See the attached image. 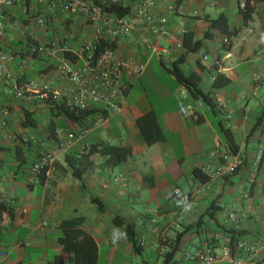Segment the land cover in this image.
Segmentation results:
<instances>
[{
    "label": "crops",
    "instance_id": "0c3cea01",
    "mask_svg": "<svg viewBox=\"0 0 264 264\" xmlns=\"http://www.w3.org/2000/svg\"><path fill=\"white\" fill-rule=\"evenodd\" d=\"M171 1H181L169 21V33L175 39L182 42L188 31L195 40L210 34L202 49L188 53L180 65L186 75H199L200 88L216 103L215 109L204 105L198 122L180 113V102L194 108L197 100L170 72L173 62L186 50L164 40L162 45L171 53L162 57L146 49V33L142 31L118 40V55L124 60L134 58L146 64V69L137 79L123 71L120 111L109 114L102 125L93 126L99 114L79 121L56 118L52 105L34 93L16 98L15 84L47 82L53 90L61 91L70 86L56 70L59 47L53 54L35 57L27 48L31 33L46 44L56 41L53 29L58 31L72 23L82 32L68 48H78L85 40H93L95 28L83 17L31 3L30 14L38 6L49 21L46 28L37 26L22 39L11 21L19 17L18 13L23 18L26 2L17 0L7 11L3 50L17 58L10 65L11 79L0 84V107L10 111L9 125L0 136V167L7 193L0 230V251L7 257H0V264H48L59 255L65 257V264H73L60 243L61 225L71 219H80L79 229L95 240L98 264H165L174 251L170 264H198L182 257L206 244L217 255L215 264H233L222 258L223 247L232 239L233 255L242 260L240 264H264V156L255 184L251 181L257 154L264 151V121L255 127L264 113V3L256 6L251 20L245 23L240 8L246 0ZM215 8L225 10L213 15L211 9ZM222 14L229 19L230 32L236 31L230 50L224 48L227 36L212 30L204 19ZM206 55L208 60L204 61ZM217 74L221 75L219 88L214 86ZM225 79L230 83L225 84ZM99 108L107 113L106 105ZM25 112L38 121L36 129L25 127ZM149 112L156 113L163 133L162 140L151 146L138 127V120ZM221 127L230 132L234 154L239 155L242 165L232 176L209 178L205 194L193 198L190 194L199 184L194 171L219 165L212 157L216 142L222 151H231ZM70 133L76 138L67 153L58 156L39 184L27 185V170L25 175L15 173L16 156L5 147L13 146L16 137V143L25 142V147L33 142L32 164L40 152L67 141ZM110 146L130 149L129 160L114 166L107 163V157L91 152ZM175 187L188 197L169 201L167 192ZM231 214L236 220L230 219ZM240 243L254 249L246 252L239 248Z\"/></svg>",
    "mask_w": 264,
    "mask_h": 264
},
{
    "label": "built area",
    "instance_id": "2783aa9c",
    "mask_svg": "<svg viewBox=\"0 0 264 264\" xmlns=\"http://www.w3.org/2000/svg\"><path fill=\"white\" fill-rule=\"evenodd\" d=\"M17 0H0V84H4L11 79L10 65L17 56L13 52L3 50V43L7 36L6 13L13 7ZM124 5L130 7V13L124 17L113 18L102 11L101 4ZM34 4H47L50 11L60 10L65 14L83 17L88 25L94 26L95 35L93 40L81 43L78 48H67L56 41L41 44L36 40L33 33L29 35L30 43L28 51L32 55L53 54L56 49H60L57 63L58 77L69 82V87L64 91L53 90L51 83H41L30 81L24 84H15L14 93L16 98L24 99L28 93H34L42 102L59 101L66 99L67 104L74 109L87 110L100 105L107 106V115H99L94 121L95 127L102 125L109 114L120 111V100L123 98V85L121 78L125 70L128 77L139 78L146 69V64L138 63L134 58L124 60L117 51L107 49L99 57H95V45L101 39L119 40L131 36L136 31L146 33L144 45L147 50L157 53L160 56H169L170 49L162 45V41L174 44L182 48V42L178 41L169 33L170 16L177 10L176 4L171 0H34ZM36 7L35 23L40 28L48 25V14ZM24 9H27L24 7ZM23 9V10H24ZM35 10V9H34ZM66 38L69 34L65 33ZM229 43L226 37L224 44ZM59 45V46H58ZM71 51L77 56L75 62L65 56V51ZM204 61L208 56L203 57ZM259 78V77H258ZM257 78V79H258ZM204 108V103L196 101L194 108H187L182 102L179 103L180 113L193 121L200 120L199 111ZM10 111L6 107H0V136L1 132L9 125ZM11 137V136H10ZM12 138V137H11ZM76 138L74 133H70L68 140L59 142L51 151H42L38 154L37 160L27 170L26 183L28 186H36L40 183V177L45 169H48L59 155L67 153L72 141ZM264 156V151L260 150L251 174V181L255 184L260 162ZM212 157L219 160V165L214 169L211 166L204 168V172L212 180L223 179L232 176L242 165L239 155L229 150L222 151L220 142H216L212 152ZM1 164V154H0ZM123 178H121L122 180ZM205 183L199 180L192 192L191 197L200 198L206 192ZM264 193V190H263ZM188 194L178 188H172L167 192L166 198L169 201L184 200ZM7 199L4 190V177L0 167V206ZM230 219L236 220V215L231 214ZM2 227V224H0ZM261 243V241H259ZM239 248L246 252L252 251L245 243H240ZM0 257L6 258L7 253L0 251ZM223 259L229 260L233 264H240L242 260L233 255L229 243L223 247ZM185 261H196L198 264H215L217 255L208 245L197 249L193 253H185L182 257Z\"/></svg>",
    "mask_w": 264,
    "mask_h": 264
},
{
    "label": "trees",
    "instance_id": "16d2710c",
    "mask_svg": "<svg viewBox=\"0 0 264 264\" xmlns=\"http://www.w3.org/2000/svg\"><path fill=\"white\" fill-rule=\"evenodd\" d=\"M26 4L25 7L27 9H24L22 12L23 20L27 23V16L30 15V2L32 3V0H25ZM180 2L175 3L177 9L180 6ZM264 3V0H246L245 5L240 8V13L243 17V20L245 23L251 20L255 8L257 5ZM102 11L104 14L109 15L113 18L118 17H124L127 16L130 13V7L124 6V5H109V4H101ZM34 17L36 14L34 13ZM205 20H207L210 23V28L212 30H218L220 31L224 36H227L229 38V43L224 45V48L226 50H230L232 47L233 41L232 38L236 36L235 32H230V25H229V19L226 15L222 14L217 18H210L205 17ZM210 39L209 32L205 35L203 39L195 40V35L188 31L183 36L182 41V48L186 50V53L181 56V58L177 61H174L172 64V67L170 68V72L182 83L184 84L189 90L191 91L192 95L196 100H200L206 105L207 107L211 109L216 108V103L213 98L210 97L209 94H206L202 91L200 88V77L196 73H189L185 74L180 65H182L185 61V58L187 57L188 53H197L199 52L205 40ZM74 40L71 39H65V44L68 48L69 44H73ZM107 49H112L114 51H117L118 49V40H112L109 38L101 39L96 45L94 54L95 57H99L102 53H104ZM65 56L69 58L71 61L75 62L77 59V56L73 54L71 51H65ZM38 56V55H33ZM221 77L220 74H217L214 81V86L217 88L219 86V78ZM225 84H229L230 81L228 79H225ZM219 88V87H218ZM52 105V112L54 113V116L56 118L58 117H65L70 121H79L83 118L91 117L96 114L99 115H107V113L103 110H101L99 107H95L92 109L87 110H79L74 109L73 107L69 106L67 104L66 99H60L59 101H47ZM25 121L24 123L25 127H32L33 129H36L37 120L31 117V114L29 112H25ZM200 121V120H199ZM264 121V113L259 117L257 123H256V129H258ZM138 127L144 136L146 143L151 146L163 138V133L160 129L159 123H158V117L155 112H149L145 114L143 117H141L138 120ZM221 133L226 139L227 145L230 148L232 153H236V147L233 143L232 136L230 132L223 127H221ZM19 137H16L14 141V145L11 147H5L6 150H10L12 154L16 156L17 165L15 166V173H21L22 175L26 174V170L30 168V166L33 164H30V152L33 148V142L28 143L25 147L23 142V145L17 144V140ZM99 153L100 155L107 157V163L111 165H119L121 163H124L129 160L131 156V150L127 149L125 147H118V146H110L105 147L103 149H92L91 152ZM239 171V169L236 171V173ZM47 172V169H45L40 177V181H42L45 177V174ZM235 173V174H236ZM194 174L196 177L203 183L207 182L209 180V177L207 174L202 172L201 170H195ZM74 175L76 177H80L77 171H74ZM7 211V208L4 204L0 206V224L3 223L4 214ZM82 221L80 219H71L64 221L61 225L62 227V236L60 238V243L63 246V252L67 254L72 260L73 264H98V258H99V250L98 245L96 244L95 240L89 236L88 234L84 233L82 230L79 229L81 226ZM1 230V227H0ZM132 242L134 246H137V242L132 239ZM234 239H232L229 243V246L232 248V251H234ZM176 251L171 253L166 261L165 264H170L172 262L173 256ZM234 253V252H233ZM66 260L65 257L62 255L56 256L51 262L48 264H65Z\"/></svg>",
    "mask_w": 264,
    "mask_h": 264
},
{
    "label": "rangeland",
    "instance_id": "374dc122",
    "mask_svg": "<svg viewBox=\"0 0 264 264\" xmlns=\"http://www.w3.org/2000/svg\"><path fill=\"white\" fill-rule=\"evenodd\" d=\"M22 2L24 3L25 0H22ZM32 3H34V0H32ZM29 6H30V8L33 7L31 5V2L29 4ZM218 10L223 12L225 9H223V8H220V9L215 8L213 10L211 9V12H212L213 15H217ZM18 15H19V17L13 19L11 22H12V24H15V26H17V27H15L16 34L19 35L22 39H25V36H28L29 31H32V30L35 31L36 29H38L37 25L35 24V17L33 16L34 15V10H33L32 14H30V15H28L26 17L27 18V23L24 22L23 18L20 17L21 16L20 13H18ZM18 20H19V22H18ZM26 27H29L30 29H26ZM53 32H54V36L53 37L55 38V40L60 45L64 46L65 39H67L65 33H68L70 35L69 39L77 41L78 39L81 38L80 34H81L82 31L80 29L73 28L72 23H71V25L70 24H68V25L66 24V26L64 28H61L58 31L56 29H53ZM82 40H84V39H82Z\"/></svg>",
    "mask_w": 264,
    "mask_h": 264
},
{
    "label": "clouds",
    "instance_id": "9594fccd",
    "mask_svg": "<svg viewBox=\"0 0 264 264\" xmlns=\"http://www.w3.org/2000/svg\"><path fill=\"white\" fill-rule=\"evenodd\" d=\"M115 242V241H114Z\"/></svg>",
    "mask_w": 264,
    "mask_h": 264
}]
</instances>
